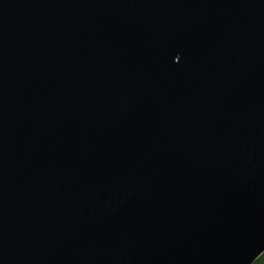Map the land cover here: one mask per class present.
<instances>
[{
	"label": "water",
	"instance_id": "1",
	"mask_svg": "<svg viewBox=\"0 0 264 264\" xmlns=\"http://www.w3.org/2000/svg\"><path fill=\"white\" fill-rule=\"evenodd\" d=\"M264 0H0V264H253Z\"/></svg>",
	"mask_w": 264,
	"mask_h": 264
},
{
	"label": "trees",
	"instance_id": "2",
	"mask_svg": "<svg viewBox=\"0 0 264 264\" xmlns=\"http://www.w3.org/2000/svg\"><path fill=\"white\" fill-rule=\"evenodd\" d=\"M253 264H264V253Z\"/></svg>",
	"mask_w": 264,
	"mask_h": 264
}]
</instances>
